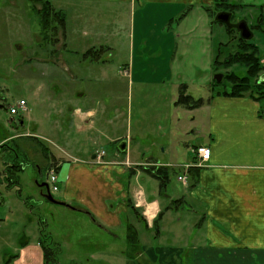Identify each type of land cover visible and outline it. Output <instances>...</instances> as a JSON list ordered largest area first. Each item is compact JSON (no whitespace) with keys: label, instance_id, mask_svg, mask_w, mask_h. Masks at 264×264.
<instances>
[{"label":"crops","instance_id":"0c3cea01","mask_svg":"<svg viewBox=\"0 0 264 264\" xmlns=\"http://www.w3.org/2000/svg\"><path fill=\"white\" fill-rule=\"evenodd\" d=\"M50 1L55 9L64 12L65 25L58 36L62 39L61 46L48 51L55 61L61 59L64 70L69 71V76H63L62 81L55 80L57 76L51 77L57 92L54 99L49 95L52 109L45 114L50 130L57 132L60 127L64 133L60 147L64 156L53 154L61 158L55 171L61 192L57 200L65 202L64 207L86 215L95 227L115 238L119 234L112 231L124 227L127 245V240H137L140 248L134 255L145 257L144 264H264V103L261 105L248 96H210L209 92L202 97L204 101L200 106L187 109L174 104L178 94L173 97L172 117L176 119L172 122L179 121L176 109L180 106L192 115L191 122L204 123L203 137L207 139L205 143L192 145L191 162L184 163L183 175L176 176L178 181V176L186 178L180 187L170 181V172L175 173L179 167L175 161L179 156V127L176 125L168 130L172 138L166 147L171 155L169 159L160 161L151 153L143 160L135 138L124 141V150H118V145L108 154L99 144L103 140H121L118 99L113 94L106 99L104 93L99 95L96 89H91L88 95L85 86L104 79L91 74L96 72L93 69L105 70L108 65L104 61L110 55L111 46L106 42L119 36V28L112 29L113 17L119 12L114 11L115 16L103 20L105 29L109 25L107 31L89 26L87 14L101 5L107 7V11L113 6L124 8L126 13L137 0ZM196 1L141 0L140 3L176 6ZM7 5L13 6L18 12L16 18L23 21L17 34L21 43L16 45L24 46L20 39L31 35L41 46L39 37L43 34L40 28L33 32L30 19L31 12L36 13L39 7L34 8L31 0H9ZM74 14L80 19V29L67 27ZM91 19L97 20L96 17ZM99 46L103 52L98 60L84 57L83 53L89 48ZM73 54H81V60L70 62ZM133 79L131 77L127 85L130 86ZM176 86L179 93V83ZM27 111L26 105L24 112ZM21 115L23 126L26 118ZM33 125L36 130L38 124L34 121ZM85 133L94 146L85 145ZM143 146L146 156L151 149ZM199 146L210 148L208 160L201 165L196 164L195 149ZM100 150H104L101 157L104 163L95 161L96 151ZM159 167L165 174L163 186L154 175ZM36 238L30 240L29 235L22 234V240H0V244L12 246L11 253L4 252L1 264H44L39 237ZM140 240L144 242L140 244ZM150 240L159 243L152 244ZM127 245L121 252L126 253ZM89 252L90 260L102 257L94 249ZM114 262L119 264L120 259ZM137 262L141 263L128 256L124 260L125 264Z\"/></svg>","mask_w":264,"mask_h":264},{"label":"rangeland","instance_id":"374dc122","mask_svg":"<svg viewBox=\"0 0 264 264\" xmlns=\"http://www.w3.org/2000/svg\"><path fill=\"white\" fill-rule=\"evenodd\" d=\"M140 1L137 0L126 13L124 8L113 6L111 11H107L108 8L101 5L95 6L92 14H87L89 26L107 31L109 25L105 29L103 20L115 16L114 11H118L113 17L112 29L119 28V36L107 38L106 43L111 49L104 61L108 64L106 69L96 68L93 69L95 74H91L104 79L98 84L89 82L85 90L88 95H91V89H96L99 95L104 93L106 99H110L109 94L118 99L121 140H103L99 144L108 154L121 142L135 138L133 140L140 144L143 160L152 153L164 161L171 157L166 148L172 141L168 130L175 125L179 127V156L175 160L179 167H176L175 173L170 172V181L180 187L181 181L176 180V176L183 175L182 165L192 158V145L205 143L207 139L203 137L204 123L191 122L192 115L180 106L176 109L179 121L172 122L176 119L172 117L174 107L171 102L178 94L176 85L186 83L187 93L195 98L205 97L212 89L214 76L221 73L214 89H229L230 83L222 74L235 72L245 75L246 67L238 62L230 65L222 62L240 49L243 39L240 40L235 31L226 32L223 25L213 22L212 13L218 6L212 0H198L196 2H201L197 5L196 2H183L176 6L144 5ZM224 1L231 4L229 9L233 11L234 19H244L253 31L247 42L256 45V56L262 67L259 76L264 73V19H260L264 17V7L259 9L264 0ZM8 2L0 0V240H22V234L29 235L30 240H37L42 232L41 240L58 246L55 256L60 264H115L117 258L120 259L119 264H125L127 256L144 264L145 257L127 255L128 251H133L126 243L124 227L112 231L119 234L115 238L111 233L95 227L86 215L51 203L42 196L45 189L38 186L42 181L48 183L55 199H59L61 193L58 182H51L47 172L58 167L61 158L55 155L64 156L60 148L64 143V133L60 127L57 132H52L45 114L52 109L50 96L54 99L57 92L51 77L57 76L55 80L62 81L63 76H69L62 60L58 58L55 61L48 51L61 46L62 39L58 36L62 28L56 19H51V29L47 30L45 37H39L41 46L31 35L20 39L24 46H17L21 43L17 36L20 32L18 27L23 21L16 18L18 12L7 5ZM37 6L38 3L34 8ZM94 17L96 21H92ZM30 19L35 33V29L40 28L39 16L31 12ZM70 19L67 27L80 29L79 17L74 14ZM81 57V54L70 55V62L81 60ZM216 58L217 63L214 62ZM131 77L134 79L129 86L127 83ZM142 78L151 82L140 81ZM256 78L252 77L251 82ZM21 98L26 101L28 111L11 115L9 107ZM106 101L110 103V100ZM21 114L26 118L23 126ZM194 119H197V114ZM34 121L38 124L36 130L33 128ZM86 136L85 133V145L94 146ZM39 142L50 151L48 158L44 156ZM143 145L151 149L146 156ZM14 156L22 168L10 175L4 168ZM99 163H104L102 158ZM40 168L46 171L39 172ZM53 186L57 190H53ZM143 242L139 241L140 244ZM150 243L158 244L159 241L150 240ZM126 245L127 253L121 252ZM11 247L0 244V264L4 252H12ZM92 249L102 257L90 260L89 251Z\"/></svg>","mask_w":264,"mask_h":264},{"label":"trees","instance_id":"16d2710c","mask_svg":"<svg viewBox=\"0 0 264 264\" xmlns=\"http://www.w3.org/2000/svg\"><path fill=\"white\" fill-rule=\"evenodd\" d=\"M31 1L33 2L34 7L35 4L37 3L39 4V8L36 9V13L39 16L40 30L41 33L43 34V37L47 35V30L51 29L50 28L51 19H56L60 25V28H62V30L64 29L65 14L62 10L55 9L50 0H31ZM51 27L55 28L53 26ZM240 40L242 39L240 38ZM242 43L243 45L242 44L239 45L240 49L235 53L230 54L228 58L222 63L225 65H230L232 63L238 62L246 67V74L238 75L235 72L222 74V76L225 77L227 81H229L230 88L229 89L224 88L221 91L215 90L214 88L218 83V81L214 80L212 83L210 96L213 95L236 96V97L248 96L258 101L262 105L264 103V80H260V75L257 76L259 71L262 69L259 62V58L258 56H256L257 48L256 45L250 44L245 40H243ZM102 52L103 51L101 46L97 48L91 47L85 53H83V55L84 57H89L92 60H98ZM214 62L215 63L218 62L217 58L214 60ZM252 77H257L254 80V82H251L250 80ZM186 87H187L186 83L179 84V93L176 100L174 101V104L180 105L187 109H192L200 106L203 103L204 99L202 97H197V98L193 97L191 94L187 93ZM38 144L41 147L44 156L48 158L51 155L49 154L50 151L48 150V148L41 142H39ZM118 150L120 149L118 148ZM21 168H22L21 163L18 161L17 157L14 156L11 159L10 163L5 165L4 169L8 171V174L13 175L14 172L20 170ZM45 168L43 169L40 168L39 170L42 171L45 170ZM46 169L48 170V168ZM56 170H58V167H55V171ZM154 175L159 179L160 185L163 186L166 181H165V174L162 172V167L157 168V171L155 172ZM159 217H160V213L157 215L155 222ZM41 237H42V232H40L39 244L43 251L44 264H60L55 256L56 249L58 246L51 244L52 242L50 241L41 240ZM127 241H128V245L132 247L131 251L133 252L130 253L127 250L128 253L127 251L126 253L129 256L134 255L139 250V244L137 240H133V238ZM137 264H141V263L137 262Z\"/></svg>","mask_w":264,"mask_h":264},{"label":"built area","instance_id":"2783aa9c","mask_svg":"<svg viewBox=\"0 0 264 264\" xmlns=\"http://www.w3.org/2000/svg\"><path fill=\"white\" fill-rule=\"evenodd\" d=\"M8 110L11 115L23 113L26 110L25 100L20 99L15 105L10 106ZM195 154L198 156V161L196 162V164L201 165L202 162L208 160L210 155V148L199 146L195 149ZM103 155H104V150L96 151L95 161L99 163ZM48 175L50 177L51 182H55V183L57 182V174L54 169L52 170L50 169L48 171ZM178 179L182 182H185L186 178L184 176H178ZM52 189L56 190V186H53Z\"/></svg>","mask_w":264,"mask_h":264},{"label":"flooded vegetation","instance_id":"af4514ba","mask_svg":"<svg viewBox=\"0 0 264 264\" xmlns=\"http://www.w3.org/2000/svg\"><path fill=\"white\" fill-rule=\"evenodd\" d=\"M212 1L215 2L217 4V6H218V9L217 10H214L213 13H212L213 14V19H212L213 22H218V23H220V25H223V27L225 28L226 32L235 31L238 34L239 38L247 41L249 39H244V38H242L240 36V31H241L240 30V24H241V22H244L246 24V26L248 27V29L251 31L252 36H253L252 29L250 28V26L248 25V23L245 22L244 19H242V20L241 19H238V20H235L234 19V17H233V11L229 9V7H230L231 4L230 5L227 4L228 2H226L224 0H212ZM263 7H264V2L260 4L259 9H262L263 10ZM262 10L260 12L261 15L263 14ZM220 12L229 13V18H228V21L227 22H224V21L216 20L215 19L216 14H218ZM261 17H260L261 20L264 19L263 16H261ZM261 27H262V24H261Z\"/></svg>","mask_w":264,"mask_h":264},{"label":"water","instance_id":"95a60500","mask_svg":"<svg viewBox=\"0 0 264 264\" xmlns=\"http://www.w3.org/2000/svg\"><path fill=\"white\" fill-rule=\"evenodd\" d=\"M228 18H229V13H225V12H220V13H218V14H216V16H215V19L216 20H221V21H224V22H227L228 21ZM244 25V26H243ZM240 36L242 37V38H244V39H250L251 38V36H252V33H251V31L248 29V27L246 26V24L244 23V22H241V24H240ZM214 78H215V80H217V81H219L220 79H221V73H218V74H216L215 76H214ZM261 79H264V74H262L261 76H260V80ZM125 142L123 141V142H121L120 144H119V149L120 150H124L125 149ZM38 185H40V187H44V191L45 192H43L42 193V196L47 200V201H49V202H51V203H55V204H60V205H67L65 202H63V201H60V200H57V199H55L53 196H52V194H51V192H50V190H49V185H48V183L46 182V181H42V182H40V183H38Z\"/></svg>","mask_w":264,"mask_h":264}]
</instances>
